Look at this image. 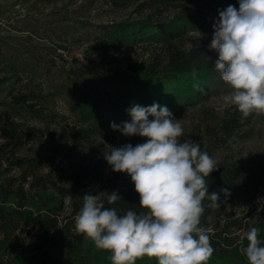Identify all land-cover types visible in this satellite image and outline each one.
Segmentation results:
<instances>
[{
	"label": "rangeland",
	"instance_id": "1",
	"mask_svg": "<svg viewBox=\"0 0 264 264\" xmlns=\"http://www.w3.org/2000/svg\"><path fill=\"white\" fill-rule=\"evenodd\" d=\"M139 2L0 0V109L11 108L23 127L29 125L41 130L36 137L23 139L14 149L19 156L35 158L40 171L51 172L63 182H68L69 165L60 162V155H54L53 147L58 140L65 139L61 155L75 153L73 158L90 167L100 159L102 165L98 168L102 172L108 165L104 153L109 152L111 147L129 143L135 146L145 142V138L126 137L111 127L102 133L97 126L82 123L77 111L80 92L96 84L91 73H79L77 68H96L105 75L119 70H142L164 63L169 55L166 46L142 42L121 43L116 50H97L99 38L112 24L147 16L164 21L171 14L166 7L143 9L139 7ZM229 5L238 8L239 2L216 0L206 12L209 19L218 22L219 11ZM213 33L214 30L207 29L190 30L174 39L173 44L183 50L209 46L210 54L218 58V54L210 50ZM220 80L216 94L198 104L178 108L172 114L184 130L179 139L198 143L201 150L206 151L217 164L236 171L233 184L227 189L230 196L225 197L220 189V207L210 206L207 217L199 225L217 234L221 243L230 248L241 242L244 233L264 218L261 209L263 185H258L253 195L255 180L258 174L264 173V114L254 113L243 118L235 106L224 103L222 97L231 89ZM20 92H33L41 96L39 100L44 96L45 112L33 115L24 108L19 110L11 99ZM93 101L101 106L119 107L124 104L118 97L110 99L101 93L94 95ZM228 116H234L242 124L238 132L240 139L230 145L222 141V130L219 128L222 118ZM206 124L214 127V131H209ZM72 128L83 131L78 135L69 133ZM62 131L65 138L60 139ZM95 146L98 150L93 149ZM58 165L63 168L57 169ZM5 166L3 163L0 167V186L14 188L17 183H12V178L19 174L20 168ZM24 187L27 193L23 208L28 218L20 219L17 213H12L15 220H19L13 235L27 243L40 232L41 220L47 214L62 212L66 206L65 198L53 187L45 191L28 190V183ZM2 188L0 206L9 211L15 206L14 195L5 194ZM77 192L81 198L91 194L101 199L105 188L101 181L86 182ZM253 199L259 205L250 211Z\"/></svg>",
	"mask_w": 264,
	"mask_h": 264
},
{
	"label": "trees",
	"instance_id": "2",
	"mask_svg": "<svg viewBox=\"0 0 264 264\" xmlns=\"http://www.w3.org/2000/svg\"><path fill=\"white\" fill-rule=\"evenodd\" d=\"M215 3L216 0H140L138 5L143 9L166 7L171 10V14L164 21L147 16L117 22L105 28V34L97 42V50H116L121 43L142 42L166 46L169 55L164 63L147 66L142 70H119L105 75L96 68H77V72L91 73L96 79L94 87L88 86L86 91L80 92L77 111L81 122L95 125L103 133L113 122L120 125L130 121L127 110L133 105L147 107L158 103L174 113L178 108L198 104L216 94L221 76L215 69V61L218 58L210 54L209 46H194L183 50L173 44L174 39L190 30H214L215 22L209 19L206 12ZM194 69L195 78L192 75ZM196 84H199V88L194 87ZM100 93L110 99L118 97L124 104L119 107L98 105L93 99L94 95ZM39 97L41 96L33 92H20L13 95L11 100L18 105L19 110L24 108L33 115H42L46 110L43 103L45 97L42 96V100H39ZM16 117L11 108L0 109V167L5 163V167L20 168L19 174L12 178V183H17L14 188L9 185L0 186L5 194L14 195L15 203L14 208L9 211L0 206V264H112L111 252L98 249L90 238L76 230V216L83 204L77 191L86 182L101 181L105 193L99 200L104 203L105 208H114L119 215L126 214L128 210L140 213L145 210L139 205L140 197L135 191L131 177L126 173L112 171L109 165L102 172L98 168L102 165L100 159H97L95 166L90 167L73 158L75 153L61 155L65 139L61 142L58 140L53 150L56 157L60 155L61 163L69 165L70 174L66 180L68 182H63L51 172L40 171L35 158L19 156L14 149L23 139L36 137L41 130L29 125L23 127ZM241 126L234 116L222 118L219 124L222 141L230 145L240 139L241 134L238 132ZM206 127L209 131H214V127L209 124H206ZM82 131L80 128H72L69 133L78 135ZM64 133L62 131L60 139L65 138ZM93 149L98 150V147ZM56 168L62 169L63 166L58 165ZM235 172L218 163L217 169L206 178L209 193H219L220 189L230 188ZM26 183L28 190L34 191H45L53 187L62 198L71 195L72 201L70 207H66L62 212L47 214L41 220L40 232L35 234L31 242L23 243L14 238L19 220H15L12 213H17L20 219L28 218L23 208L27 193L24 187ZM258 185L264 187L263 172L258 174L255 180L253 195ZM112 191H116L121 199L109 204L107 196ZM261 202L264 213V189ZM203 204L205 211L201 220L207 217L212 202L205 199ZM251 204L250 211L259 205L254 199ZM252 227L260 229L258 238L264 242V218L248 230ZM245 233L241 242L228 248L217 238V234L208 232L214 253L207 264H248L243 254V249L248 244ZM135 264H158V259L144 255L137 258Z\"/></svg>",
	"mask_w": 264,
	"mask_h": 264
},
{
	"label": "clouds",
	"instance_id": "3",
	"mask_svg": "<svg viewBox=\"0 0 264 264\" xmlns=\"http://www.w3.org/2000/svg\"><path fill=\"white\" fill-rule=\"evenodd\" d=\"M238 2V8L229 5L219 11L210 50L218 54L215 69L231 89L222 97L224 103L247 118L264 114V0ZM192 75L195 78V69ZM127 111L130 121L110 127L145 142L111 147L104 159L112 171L131 177L145 211L119 215L114 208H105L98 195L87 194L76 216L77 232L98 249L111 252L112 264H135L144 255L157 258L158 264H207L214 248L199 225L205 199L220 207V194L209 193L206 179L217 169L216 161L198 143L179 139L183 127L166 106L136 104ZM220 191L230 196L226 188ZM120 199L116 191L107 196L109 204ZM71 201V195L66 196L65 206ZM259 233L257 227L245 233L248 244L243 254L248 264H264Z\"/></svg>",
	"mask_w": 264,
	"mask_h": 264
}]
</instances>
